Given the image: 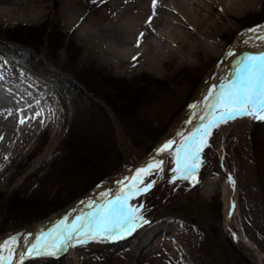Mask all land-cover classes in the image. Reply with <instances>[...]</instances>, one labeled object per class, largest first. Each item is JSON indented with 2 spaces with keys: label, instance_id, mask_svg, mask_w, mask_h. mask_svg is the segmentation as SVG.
I'll list each match as a JSON object with an SVG mask.
<instances>
[{
  "label": "rangeland",
  "instance_id": "1",
  "mask_svg": "<svg viewBox=\"0 0 264 264\" xmlns=\"http://www.w3.org/2000/svg\"><path fill=\"white\" fill-rule=\"evenodd\" d=\"M132 2L139 7L137 0H19L14 6L17 15L0 14V32L18 26H41L48 21L59 27L65 43L71 41L76 50L81 51L76 68L72 65L66 69L69 65L63 50L55 54L56 61L52 64L42 47V52L33 56L46 66L35 64L26 68L18 62L9 63L0 49V72L4 78L28 88L31 94V100L25 102H16L12 97L3 101L14 110V123L6 137L2 134L1 138L10 139L9 143L13 139L19 153L6 164L7 168H0V230L6 220L5 201L10 195L21 189L34 194L37 171L43 168L40 177L53 160L63 158L64 153L60 151L70 125L81 137L99 144L104 141L108 119L122 155L121 162L112 160L115 165L112 169L118 170L87 196L35 223L21 227L9 224L0 239L16 238L14 244L1 248L5 257L10 255L11 249V262L18 258L29 235L21 233L97 196L105 186L141 163L155 147L159 149L172 142L196 117L203 92L264 48V39H261L264 22L254 25L264 16V0H170L165 4L168 9L165 37L182 36L186 45L169 46L180 54L168 53L160 60L147 62L120 59L110 41L104 43L94 39L90 32L97 24L112 23V19L124 14V8H129ZM148 6L154 8V0L140 4V7ZM180 25L185 28H179ZM0 44H4L2 39ZM6 46L26 50L11 43ZM261 65L264 61L258 62L254 70L257 78H264ZM71 68L74 72L86 71L93 75L99 72L104 77L138 83L148 79L170 81L182 68L197 69L195 73L203 77L189 102L172 118L153 149L146 153L154 138L142 140L139 145L132 143L111 110L76 83V73H71ZM243 78L246 73L216 90L205 102L204 123L192 127L188 136L171 150L155 187L143 196L117 204L115 210L105 214L96 225L67 232L60 239L34 248L36 252L29 254L30 259L24 264H240L231 254L234 251L241 255L239 258L246 257L252 264H264V126L258 129L259 143L252 139L254 127L264 119L247 114L221 119L225 109L219 103V97L232 91V85ZM66 81L77 85L82 97L67 90ZM177 81H174L173 90L168 89L155 97L141 110V117L158 126L156 135L166 128L158 124L164 125L189 97L186 80ZM69 98L75 101V114ZM38 106L45 110L44 114L40 115ZM26 115L31 116L30 120ZM24 119L27 123H23ZM197 145L202 146L198 158L186 157V151H194ZM163 154L164 151L155 154L153 170L140 183L135 181L134 189L144 187L157 177ZM192 164L198 166L185 170ZM95 213L92 210L73 222H89ZM17 234L19 236H15ZM52 244L63 250L56 251ZM52 251L56 254H48Z\"/></svg>",
  "mask_w": 264,
  "mask_h": 264
},
{
  "label": "trees",
  "instance_id": "2",
  "mask_svg": "<svg viewBox=\"0 0 264 264\" xmlns=\"http://www.w3.org/2000/svg\"><path fill=\"white\" fill-rule=\"evenodd\" d=\"M263 22L264 16L254 25ZM64 38L57 25L46 21L41 26H18L0 32V39L4 41V44H0V49L3 50L2 53L7 55L9 63L18 62L22 67L35 64L44 67L45 64L40 60H36L33 56L34 53L38 55L42 52L40 49L42 47L45 48L44 52L47 60L52 64L56 61L55 54L63 50L66 53V64L69 65L66 66V69H69L72 65L76 68V62L78 63L81 51L78 48L76 50L73 42L65 43ZM7 43L23 47L26 50L10 48L6 46ZM195 72H197V69L182 68L170 81L148 79L138 83L131 80H118L110 76L104 77L99 72H96L95 75L86 71L74 72L71 68V73H76L74 77L76 83L95 99L102 101L111 110L123 128L124 134L132 140V143L139 145L142 140L154 138L146 153L153 149L167 127H169L172 118L181 112L189 102L194 90L201 83L203 76ZM179 79L186 80L189 97L164 125L158 124L161 128L165 126L166 128L156 135L155 130L158 126H155L154 122L141 117V110L143 107L148 106L155 97L165 94L168 89L173 90L174 81ZM66 85L67 90L80 94L82 97L81 90L77 85H71L69 81H66ZM69 100L75 114V101L70 98ZM105 125L108 129L105 130L104 141L99 144L81 137L75 131L76 128L70 125L60 151V153H64L63 158L53 160L42 176L38 177L43 168H40L34 175V180L37 183L33 190L35 193H27L24 189L17 190L5 201L4 217L6 220L0 230V235L7 231V226L11 223L17 224L16 227H21L63 210L75 200L87 196L106 177L118 170L117 168L112 169L115 166L112 160L119 163L122 161V155L117 148V141L114 138V132L110 128L108 119H106ZM263 126L264 122H260L254 127L252 137L254 142L259 143L257 134ZM231 254L236 257L240 264H252L246 257L239 258L238 256L241 255H238L235 251Z\"/></svg>",
  "mask_w": 264,
  "mask_h": 264
},
{
  "label": "bare ground",
  "instance_id": "3",
  "mask_svg": "<svg viewBox=\"0 0 264 264\" xmlns=\"http://www.w3.org/2000/svg\"><path fill=\"white\" fill-rule=\"evenodd\" d=\"M137 1L139 3V7L136 3L132 2L131 5L129 6V8H126V9L124 8V10L122 12L124 14H122V15L117 14L118 15L117 18L112 19L113 20L112 23L110 22L107 25L106 24L105 25H98L97 24L94 27V29L90 32V36L93 37L94 39L101 40L104 43H105V41H110V43L112 45H114L113 48H114L118 58H120V59H127V60L128 59H133V60L142 59L145 62H147L148 60H160L165 55H167L168 53L169 54L170 53L180 54V51L173 50L169 46H171L172 44L186 45L185 41H183V39H182V36H179V35L178 36L177 35L176 36H170V38H169V39H171L170 41L167 38V35L165 37V33H166L165 30H167V28H168V25H167L168 23L166 20L167 19L166 18V12L168 11V9L165 6V4L167 5V3L170 0H155L154 8H151L149 6L147 8L140 7V4H143L145 2V0H137ZM205 2H207V1H205ZM210 2H212V1H210ZM18 3H19V0H0V14L11 15V16L17 15L18 12L16 9H14V6L18 5ZM196 4H198V6H199V3H196ZM209 5H211V4H209ZM189 6H188V8H189ZM191 8L189 10H191ZM212 8H213V6H212ZM202 10H204V9H202ZM195 17H194V19H196ZM195 26H198V25H195ZM179 28H185V27L183 25H180ZM141 34H143V35H141ZM188 35L191 36V33L189 32ZM205 51H206V53H210V51H208V50H205ZM128 61L130 62V60H128ZM28 91H29L28 88L20 87L17 84H12V83L8 82L4 78V75L0 72V168H5L6 164L8 162H10L19 153L18 146L16 143H14L15 141L13 142V139H11L12 142L9 143L10 139L9 140H3L1 138L2 134H3V136H5V134H7V132L10 131L11 125L14 123V121L12 120L14 110L12 111L11 105H8L7 102H3L4 98L7 99L8 97H12V99H14L16 102H25L26 100H31V94H29ZM214 93H215V89H213L212 94L208 96L207 100L209 98H211V96ZM207 100L205 102H207ZM37 109L39 110L40 115L45 113V110L42 107L38 106ZM203 111H205V110H203ZM23 118L24 117H22V119ZM30 118H31V116L28 115L27 119L30 120ZM39 119H42V118L39 117ZM24 121L26 122L25 119L23 120V123H24ZM37 121H39V120H37ZM23 123H22V125H23ZM22 128H24V127H22ZM24 130H26V128ZM190 130H191V128L189 130H186V129L183 130L185 134L187 133L185 137L188 136ZM15 131H16V129H15ZM181 135H182V133L180 135H178L176 138H174L173 141L180 139V137H182L181 138V140H182L183 135L182 136ZM19 139L23 140V137L20 136ZM172 142L170 141L168 143H165L164 145H166V144L171 145ZM164 145H162L159 149L157 148L155 153L152 156H150V158L144 159L142 161L143 163L140 166V168H138V166H136L135 168L127 170L125 173H123L122 175L117 177L112 183L105 186L99 192V194L95 197H100L103 195L112 194L113 192H119V191H123V190H127V189L129 190V188L134 190L135 181L137 182L136 184H138L149 173H151V171L153 170L151 168H153V167H151V168H149V167L151 166V164L155 163V161H154L155 154L159 153L161 151V149L164 147ZM163 151L165 152L166 149H164ZM145 168H149L150 170L148 172H144ZM158 171H159V169H158ZM132 175L135 176L134 183L131 180ZM157 179H159V178H157ZM132 183L134 184L133 186L130 185ZM150 184L152 185V183H150ZM128 199H130V198H124L118 202L115 201L116 202L115 204L114 203L113 204H105L104 206H106V208H108V209H110V211H112V209H114L117 204L123 203V202L127 201ZM102 205H103V203H101V205L100 204L99 205H92L90 207L91 210H95V212H96L92 221L94 220V218L95 219L98 217L101 218L102 215L103 216L105 215L104 214L105 212L101 210L103 208H100ZM103 210H105V209H103ZM66 214H63V215H61V216H59L53 220H50V221H48V222H46V223H44L38 227H35V228L30 229L24 233H21V235L36 232L38 234H43L40 237L46 238L47 234L52 233V238L50 240H53V237H55L57 235V233H60L62 236L63 234H66L67 232H70V231L61 232L59 230L58 232H56V231L50 232V224H51V222H54V221H60ZM76 219L81 220L82 217H78ZM76 219H74V220H76ZM74 220H72V224H74L76 226L82 225V227H84V228L91 226V225H89V222L76 224L75 222H73ZM15 236H19V234L15 235ZM11 238H12L11 236L1 238L0 239V245L6 244L7 242H9L11 240ZM31 243H33V242L32 241L29 242V244H31ZM33 249H34V247H32L31 249L28 250V255L30 253H31L30 255H32L36 252ZM31 250H33V251H31ZM0 255L5 256V252L2 251L1 248H0ZM15 261L11 262V264H14Z\"/></svg>",
  "mask_w": 264,
  "mask_h": 264
},
{
  "label": "water",
  "instance_id": "4",
  "mask_svg": "<svg viewBox=\"0 0 264 264\" xmlns=\"http://www.w3.org/2000/svg\"><path fill=\"white\" fill-rule=\"evenodd\" d=\"M250 57H256V58L264 57V48L261 49L259 52H256L255 54H253ZM258 61H259V59H258ZM248 63L249 62L246 59L241 66L232 70L230 73L225 74L217 82H215L214 87L211 86L210 88H208L207 90L204 91V93L202 94L201 99L198 103V106H197V116L187 124L186 130H189L190 128L194 127L196 124L201 123V120L203 117V110H202L203 105H204L205 101L207 100L208 96L212 94L213 89H215V90L218 89L219 87L225 85L228 81L234 79L237 75L243 73L245 66ZM181 132H182L183 138H185L187 133L185 134L183 130H181ZM181 138L182 137H180V139L174 140L171 144V148L166 149V151L162 155V159H161V162L159 165V171L157 173V178H160L161 173L166 166V161H167L169 153L181 141ZM156 149L157 148H155L150 154H148L145 157V159L150 158V156H152L155 153ZM142 163L143 162H141L137 165L138 168H140ZM153 165H154V163L151 164V166L149 168L153 167ZM149 168H145L144 172H148L150 170ZM157 178L154 179V181L152 180L151 182L146 184L144 187L139 188V189L133 190V189L129 188V190L127 189V190H123V191H119V192H113L112 194H107V195H103L100 197H93V198H89V199L83 201L79 206L68 211L67 214L60 221H54L55 223L51 222L50 232H53V231L58 232L59 230L61 232H65V231L67 232V231H77V230L83 229L84 227H82V225L76 226V225L72 224V220H74L78 217H84L87 213H89L91 211L90 207L92 205H99V204L101 205V203H103V205L100 208L105 209L106 208V206H104L105 204H113V203L115 204L119 200H122V199L128 198V197L143 196L145 193H147L148 191H150L153 187H155L157 185V182L159 180ZM131 180L134 183L135 176L132 175ZM133 183L130 185L133 186L134 185ZM150 183H152V185ZM117 197H119V200L117 199ZM103 209H101V210L104 211ZM102 217H101V219H102ZM99 220H98V218H96V219L94 218L93 221L91 220L89 222V225L92 226L94 224H97ZM41 235H43V234H38L36 232H32L26 237L25 242H24L23 246L21 247L20 252L18 254V258L14 262V264H24L29 259V257H26L29 249H31L32 247L36 248L39 246H43V245L47 244L48 241L52 238V233L47 234L46 238L40 237ZM31 241L33 243L29 244V242H31Z\"/></svg>",
  "mask_w": 264,
  "mask_h": 264
},
{
  "label": "snow or ice",
  "instance_id": "5",
  "mask_svg": "<svg viewBox=\"0 0 264 264\" xmlns=\"http://www.w3.org/2000/svg\"><path fill=\"white\" fill-rule=\"evenodd\" d=\"M155 6V0H154ZM143 35V34H141ZM264 39V37H261ZM247 61L249 62L244 71L246 72V78H243L239 81L238 84L232 85V91L222 94L219 97V103L224 107L225 111L221 116V119L225 118H233L235 115H254L255 118L264 119V78H257L255 69L257 68V61H264V57L256 58V57H247ZM261 71H264V65H261ZM210 124L213 121L209 122ZM207 127V126H206ZM183 148L184 146L181 145ZM201 145H197L194 151L189 150L186 151V157H190L192 159L198 158V153L201 150ZM171 148V145L166 144L161 149ZM198 165L192 164L187 165L185 170H188L192 167H197ZM143 171V170H142ZM119 200V197H117ZM105 214L110 212V209L105 208ZM103 233H101L102 235ZM61 234L57 233L53 240L60 239ZM72 237L69 235L68 240ZM95 238V237H92ZM16 241L15 237H12L9 242L4 245H0V248H7L9 243L14 244ZM83 243V240L80 241ZM52 248L56 249V251H62V248H57L55 244L51 245ZM56 251L49 252L48 254L55 255ZM10 255L5 257L0 255V264H11V249H9ZM31 254V253H30ZM39 254V253H38Z\"/></svg>",
  "mask_w": 264,
  "mask_h": 264
}]
</instances>
